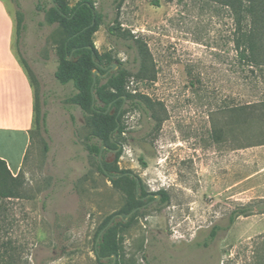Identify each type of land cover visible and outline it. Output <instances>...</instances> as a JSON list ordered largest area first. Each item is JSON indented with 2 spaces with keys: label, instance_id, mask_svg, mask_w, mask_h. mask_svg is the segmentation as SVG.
Masks as SVG:
<instances>
[{
  "label": "rangeland",
  "instance_id": "rangeland-1",
  "mask_svg": "<svg viewBox=\"0 0 264 264\" xmlns=\"http://www.w3.org/2000/svg\"><path fill=\"white\" fill-rule=\"evenodd\" d=\"M5 1L16 22L21 10L13 47L47 115L33 129L20 196L2 201L1 261L99 264L95 235L126 198L85 149L83 111L67 102L72 83L55 77L62 28L47 21L37 0H18L20 7ZM94 2L103 15L93 36L97 50L133 74L128 90L156 116L126 101L122 151L117 160L112 151L107 158L137 175L146 190L169 197L121 231L120 263L264 264L263 212L239 216L227 228L235 208L264 201V67L241 61L236 41L249 20H236L222 0ZM135 43L148 50L141 77Z\"/></svg>",
  "mask_w": 264,
  "mask_h": 264
},
{
  "label": "trees",
  "instance_id": "trees-1",
  "mask_svg": "<svg viewBox=\"0 0 264 264\" xmlns=\"http://www.w3.org/2000/svg\"><path fill=\"white\" fill-rule=\"evenodd\" d=\"M17 5L20 7L18 0ZM222 3L229 6L236 20H249L250 28L244 30L241 26L240 35L237 38V49L241 61L246 64L264 67V0H222ZM36 7L46 14L49 23H58L64 33L59 49V63L55 70V77L61 84L72 83L75 91L71 94L67 102L79 106L83 111L88 133L85 136L84 146L90 157L95 162L99 172L111 180L114 186L121 190L125 196V204L118 211L124 217L140 205L142 202L137 198V180L125 173L127 169H120L116 161L109 160L107 153L117 149L124 127L121 124L123 112L122 106L128 101L131 109H140L145 113L151 112V106L148 102L137 98L128 90V81L133 74L122 66V63L114 58L110 52H99L94 44V33L99 29L103 21V15L96 7L94 0H79L76 4L70 5L67 0H37ZM17 32L20 33L23 28V18L21 10L17 11ZM115 27L110 26L111 34H114ZM137 50L140 59V70L137 74L141 77L146 71V59L148 50L143 44L135 43L133 46ZM72 58L68 60V56ZM26 68L34 86V78L30 73L27 62L21 59ZM117 62L120 66L118 70L111 71L105 77L97 75L94 79L93 70L99 69L101 73L105 70L99 67V64L110 65ZM35 88V86H34ZM35 120L34 125L43 122L46 124V113L40 114L37 94L35 90ZM114 109V110H113ZM35 127V126H34ZM33 130L31 131V137ZM102 165L99 160V154L102 147ZM121 149L116 151L117 160L121 154ZM27 155L25 156L26 159ZM115 174L119 176H111ZM141 180V179H140ZM25 177L21 170L17 176H13L7 166L6 161L0 159V209L3 199L19 197L21 187H23ZM142 182V181H141ZM140 182V195H144L142 184ZM163 193L162 204L167 203L168 194ZM257 206H238L232 211L230 222L227 228L232 225L239 216H247L255 212H264V201ZM129 205L128 208L126 206ZM117 213V212H116ZM142 212L136 210L128 221L117 217L113 223L107 227L101 234L97 247L94 245V251L99 264H107L102 257L112 256L110 264L117 258L116 264H121L119 257L122 251L121 231L133 223V221ZM110 215L100 226L96 235L95 243L100 232L109 223ZM220 226H215L211 230L206 245L213 241ZM0 264H3L0 257Z\"/></svg>",
  "mask_w": 264,
  "mask_h": 264
},
{
  "label": "crops",
  "instance_id": "crops-1",
  "mask_svg": "<svg viewBox=\"0 0 264 264\" xmlns=\"http://www.w3.org/2000/svg\"><path fill=\"white\" fill-rule=\"evenodd\" d=\"M16 25L11 8L0 0V159L13 176L23 169L35 126V88L13 47Z\"/></svg>",
  "mask_w": 264,
  "mask_h": 264
},
{
  "label": "flooded vegetation",
  "instance_id": "flooded-vegetation-1",
  "mask_svg": "<svg viewBox=\"0 0 264 264\" xmlns=\"http://www.w3.org/2000/svg\"><path fill=\"white\" fill-rule=\"evenodd\" d=\"M114 63V62H113ZM111 63L110 65H102V64H99V67L102 68L100 65H102L103 67H107V68H102L103 70H105V73L109 70V72H111L113 69H111V66L112 64ZM104 74V73H103ZM103 77V76H101ZM121 145V144H120ZM112 152H116V149H113ZM125 173L129 174L130 176L134 177L136 180H137V175H132V171H126ZM111 176H119L120 174L118 175H115V174H110ZM139 178V177H138ZM140 178H139V181L137 180V198L142 202L140 205H138L136 208H133V210H140V212H144L145 210L149 209V208H152V207H156L157 205H162V201H163V193L160 192L161 190L157 191V192H151L149 190H146V187L144 186L143 182H141L142 184V189L143 191H146L144 195H140L141 193V190H140ZM129 205L126 206V208H128ZM132 210V211H133ZM134 211V212H135ZM133 212V213H134ZM131 213V211L126 215V217L123 216V214L121 212H117L115 213L114 215H116L115 219L117 217L119 218H123L124 221H128L129 218L131 217V215H129ZM119 214H121L122 216H120ZM113 215V216H114ZM112 216V217H113ZM111 217V218H112ZM125 218H127V220H125Z\"/></svg>",
  "mask_w": 264,
  "mask_h": 264
},
{
  "label": "water",
  "instance_id": "water-1",
  "mask_svg": "<svg viewBox=\"0 0 264 264\" xmlns=\"http://www.w3.org/2000/svg\"><path fill=\"white\" fill-rule=\"evenodd\" d=\"M71 58H72V56L69 55V56H68V60H70ZM100 66H101L102 68H107V67H103L102 65H100ZM116 67H117V64H116V63H113L112 66H111V69H115ZM108 73H109V70H108L106 73H104V74H101L100 70L97 69V68L93 70L94 79H96L97 75L105 77V76H107ZM104 147H105V146L102 147L101 152H100V154H99V160H100L101 165H102L101 157H102V151H103V148H104ZM120 148H121V145L119 144V146H118V148L116 149V151H118ZM132 175H134V173H132ZM137 180L139 181V178H138V177H137ZM134 211H135V210L131 211V213H130L129 215H131ZM119 215L122 216L121 214H119ZM115 217H116V215H114V216L110 219L109 223L105 226V228H103V230H102V231L100 232V234L98 235L97 240H96V243H95V246H96V247H97L98 242H99V240H100L101 234L103 233V231H104L107 227H109V226L113 223V221L115 220ZM125 220H127V218H125ZM112 256L115 258V255H114V254H113ZM112 256H111V255H109V256H104V257H102V259H104V260H105V259H110ZM114 263H115V260H113V262H112L111 264H114Z\"/></svg>",
  "mask_w": 264,
  "mask_h": 264
}]
</instances>
